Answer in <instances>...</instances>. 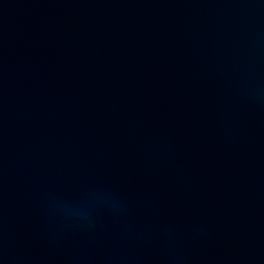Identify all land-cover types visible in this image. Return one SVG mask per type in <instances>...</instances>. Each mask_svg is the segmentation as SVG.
Segmentation results:
<instances>
[{
  "label": "water",
  "instance_id": "95a60500",
  "mask_svg": "<svg viewBox=\"0 0 264 264\" xmlns=\"http://www.w3.org/2000/svg\"><path fill=\"white\" fill-rule=\"evenodd\" d=\"M0 264H264V0H0Z\"/></svg>",
  "mask_w": 264,
  "mask_h": 264
}]
</instances>
